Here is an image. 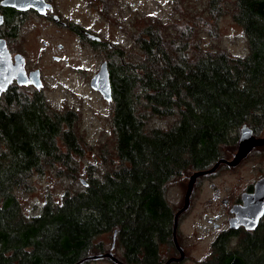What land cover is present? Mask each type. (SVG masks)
I'll list each match as a JSON object with an SVG mask.
<instances>
[{
    "label": "trees",
    "instance_id": "obj_1",
    "mask_svg": "<svg viewBox=\"0 0 264 264\" xmlns=\"http://www.w3.org/2000/svg\"><path fill=\"white\" fill-rule=\"evenodd\" d=\"M223 2L209 0L208 11ZM231 9L246 36L244 56L189 57L188 45L168 42L155 23L135 38L139 60L111 55L116 157L106 170L80 168L87 144L74 108L57 110L44 92L22 88L0 97V264H90L79 262L114 242L127 264L167 261L176 213L169 185L215 164L243 124L264 123V0H232ZM159 118L173 121L154 124ZM82 173V189L49 194L37 213L26 212L22 194L34 191L36 176L50 183ZM232 238L224 234L198 264H264V221L234 249Z\"/></svg>",
    "mask_w": 264,
    "mask_h": 264
},
{
    "label": "rangeland",
    "instance_id": "obj_2",
    "mask_svg": "<svg viewBox=\"0 0 264 264\" xmlns=\"http://www.w3.org/2000/svg\"><path fill=\"white\" fill-rule=\"evenodd\" d=\"M55 13L61 19L77 23L101 36L106 43H112L127 51L122 62H135L141 58V50L134 43L141 30L148 23L161 25L168 42L175 41L178 47L185 48L187 55L214 50H224L232 55L244 56L248 52L246 36L232 15V0L222 3V11H208L209 0H53ZM18 42L16 43L27 56V66L37 67L44 76L46 94L50 104L63 111L74 108L80 114L77 127L84 137L86 154L79 160L80 168L95 163L106 170L115 159L114 135L111 127L112 103L91 87V78L97 73L106 59L95 52L87 42L80 40L70 31L60 28L50 19L39 17L30 12L23 20L16 19ZM59 28V31L57 30ZM191 36L189 37V33ZM180 37L181 43L178 38ZM176 38V39H173ZM44 41L56 47L64 46L61 61H55L54 48H46ZM45 92V91H44ZM172 118H159L156 125L171 124ZM166 126V125H165ZM240 128L235 135L239 136ZM236 144L224 152L231 156ZM106 156V157H104ZM113 159V160H112ZM264 151H254L238 168H220L216 175L197 179L191 199V206L179 220L178 240L186 251V259L175 264H198L212 253L213 240L216 236V223L225 219L223 205L210 203L214 189L222 197L228 192L240 190L254 181L264 167ZM101 169V170H102ZM56 178L49 183L48 177L36 176L33 179L34 191L22 194L26 212L35 214L46 197L51 194L58 199L66 189L80 190L83 185L78 177ZM187 176L172 182L166 191V199L171 208L177 211L184 204V196L189 182ZM220 217L217 219V216ZM173 218V216H172ZM238 240L230 248L237 247ZM111 245H107L109 252ZM117 257L118 252L113 249ZM174 251L163 249L162 255L169 258ZM90 264H115L109 258L90 260Z\"/></svg>",
    "mask_w": 264,
    "mask_h": 264
},
{
    "label": "water",
    "instance_id": "obj_3",
    "mask_svg": "<svg viewBox=\"0 0 264 264\" xmlns=\"http://www.w3.org/2000/svg\"><path fill=\"white\" fill-rule=\"evenodd\" d=\"M2 5L13 6L20 10H26L33 7L41 13H45L47 7L50 6V4L46 3L45 0H3ZM3 19V15L0 14V25L3 23ZM87 36L94 40L99 39L98 36L91 33H87ZM15 58L16 62L12 63L11 54L7 48L6 41L0 40V94L8 88L14 78H16L20 84L32 83L37 87H41L40 70H35L28 75L25 69L24 56L18 54ZM91 87L94 90L99 91L105 100H112L111 76L107 62H103L97 73L92 77ZM263 144L264 137L255 138L252 133V129L247 124H244L241 128L238 151L234 154L231 160L220 158L211 168L199 170L190 175L184 197V204L174 215L173 240L180 252V256L171 257L164 264H172L174 261L179 262L185 258V251L179 244L177 232L181 215L188 211L191 206V197L194 192L197 179L200 176L214 172L221 163L225 162L231 166L238 165L248 156L255 146ZM82 182L86 184L84 179H82ZM242 199L244 204L236 205L232 209L234 216L230 220V225L232 228L244 226L248 230H253L258 226L260 219L264 215V182L262 180L258 181L256 190L253 193L244 194ZM114 247L115 242L112 244L109 252L88 255L79 263L88 260L109 258L115 264H127L114 255Z\"/></svg>",
    "mask_w": 264,
    "mask_h": 264
},
{
    "label": "flooded vegetation",
    "instance_id": "obj_4",
    "mask_svg": "<svg viewBox=\"0 0 264 264\" xmlns=\"http://www.w3.org/2000/svg\"><path fill=\"white\" fill-rule=\"evenodd\" d=\"M2 1L3 0H0V14L3 15L4 19H3V23L0 25V40H5L6 41L7 48L9 50L10 54H11L12 63L16 62V58H15L16 55L21 54V55L24 56L25 69H26V72H27L28 75L31 72H33L35 70H38L39 68H37V67L29 68L27 66V64H26L27 56L24 55L21 51H19V47H17V45H16V43L18 42V38H19L18 27H17V24H16V19L20 18L21 20H23V16L26 15V13H30V12H33V13L37 14L41 18L45 17V18L50 19L56 25L60 26V28H63L65 30L70 31L72 34H74L80 40H82L84 42H87V44L95 52L99 53L101 56L106 58L103 62H107L108 63L109 71H110V64L109 63H110V58H111L112 54L114 56H117L119 54V52H121V55H120L121 57H123V55L125 57L126 54H127V51L124 50V48L118 47V46H116V45H114L112 43H106L104 40H102L101 36L94 34L91 31V29H89V28L87 29V28H84L83 26H81V25H79L77 23L68 22V21H65V20L61 19V16L58 13L54 12L55 3L53 2V0H45L46 3L50 4V6L47 7V10H46L45 13H41L39 10H37L36 8H33V7L29 8V9H26V10H20V9H18L16 7H13V6H4V5H2ZM57 30L59 31V28ZM87 33L94 34V35L98 36L99 39L98 40H94V39L90 38L89 36H87ZM44 46L46 48H49V47L54 48L53 44L48 42V41H44ZM63 49H64V46L62 44H60V43L56 44V47L53 49V50H55L57 52L53 56L55 61H61L62 60L63 56H61L62 54H59V53H61L63 51ZM40 79H41V87H37V86H35L32 83L20 84V83H18V80L16 78H14L12 83L8 86V88L6 90H4L0 94V97L4 96L5 93L11 88H17V89L22 88V89H25V90L30 91V92H33V91L44 92L45 91L44 93L46 94L48 88H50V87L49 86H47V88L45 87L44 76L42 75L41 70H40ZM245 124H247V123H245ZM247 125L252 129V133H253L255 138L264 137V123H258V124L253 123L251 125H249V124H247ZM241 128H242V126H241ZM241 128H240V134H241ZM240 134H239V136H237L238 137L237 141H236L237 148H236L235 152L231 156L230 155L229 156L228 155L227 156L223 155L221 158H226L228 160H231L233 158L234 154L238 151ZM259 150L260 151H264V144L255 146L252 149V151L248 154V156L246 158H244L238 165L231 166V165H229V164L224 162V163H221L219 165V167L214 172L208 173V174L203 175V176L216 175L220 171V168H238V167H240L243 164L244 161H246L250 157V155L254 151H259ZM211 167H209V168H211ZM209 168H207V169H209ZM263 171H264V167L262 168V172ZM203 176H200V177H203ZM260 180H262L264 182V173H261L258 176V178H256L254 181L250 182L249 185L241 188L239 191L232 189L233 191L228 192V196H224V197H222L221 192L219 191V189H217V188L214 189V191H215L213 193L214 197H212V200H210V203L219 202V204L223 205V207L225 209V215H224L225 219L222 221L221 224L216 223V225H215L217 233H216V236H215V238L213 240V246L215 245V243L224 234H227L228 236L230 235V237L233 236V238H232L233 240H231L232 241L231 243H233L234 240H236V242L238 240V244H239L241 242V240H243L244 237L247 236V234L254 233L259 228V225L264 221V215H263L262 218L259 221L258 226L255 229H253V230H248L244 226H239L237 228H232L231 225H230V220L234 216V213H232L233 207L236 206V205L244 204L242 196L244 194L253 193L256 190V185H257L258 181H260ZM194 190H195V187H194ZM192 196H193V194H192ZM191 199H192V197H191ZM219 217H220V215L217 216V219ZM177 238H178V234H177ZM173 242H174V240H173ZM169 250L174 251V253L172 255H170L169 258H171V257H179L180 256V252H179L178 248L176 247L175 243H174V246L171 249H169ZM184 251H185V248H184ZM212 251H213V248H212ZM186 257H187V255H186V251H185L184 260L179 261V262L178 261H174V263H172V264L181 263V262L185 261ZM169 258H167V260Z\"/></svg>",
    "mask_w": 264,
    "mask_h": 264
}]
</instances>
